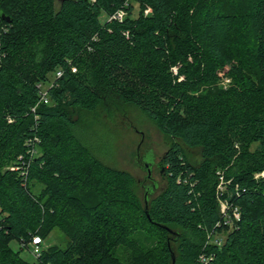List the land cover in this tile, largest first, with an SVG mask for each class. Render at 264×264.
<instances>
[{
  "label": "trees",
  "instance_id": "16d2710c",
  "mask_svg": "<svg viewBox=\"0 0 264 264\" xmlns=\"http://www.w3.org/2000/svg\"><path fill=\"white\" fill-rule=\"evenodd\" d=\"M0 12V264H171L173 251L175 264H264V0H0ZM116 101L171 139L150 217L135 177L79 133L81 113ZM219 196L240 209L231 230L217 227ZM55 229L65 246L21 256ZM214 229L228 231L221 245L207 244Z\"/></svg>",
  "mask_w": 264,
  "mask_h": 264
},
{
  "label": "rangeland",
  "instance_id": "374dc122",
  "mask_svg": "<svg viewBox=\"0 0 264 264\" xmlns=\"http://www.w3.org/2000/svg\"><path fill=\"white\" fill-rule=\"evenodd\" d=\"M101 17L105 19L106 15L102 14ZM228 70V67L220 70L222 74L221 86H227L232 81ZM112 107L111 114L102 108L90 113H81L83 121L81 120L82 124H80V135L103 163L130 172L135 177L139 193L144 199V184H151L152 181L148 180L143 185L141 184V181H144L147 176V171L138 164L140 160L137 157V149L141 143L139 151L142 155L140 159L145 157L154 162L152 175L158 184L155 195L158 194L166 184L165 169H162L159 164L170 146L171 139L137 106L116 101ZM75 115L77 117L76 113ZM186 151L191 162L197 163L201 160L199 148H188ZM40 187L37 186L35 191L38 192ZM227 233L228 231L221 233L223 239ZM65 244L66 238L58 229H55L48 240H45L46 247L49 245L63 247ZM11 246L15 250H19L21 244L17 240H13ZM119 254L124 258H129V254L125 250H121ZM21 256L30 262H34L36 259L28 248L21 251Z\"/></svg>",
  "mask_w": 264,
  "mask_h": 264
},
{
  "label": "built area",
  "instance_id": "2783aa9c",
  "mask_svg": "<svg viewBox=\"0 0 264 264\" xmlns=\"http://www.w3.org/2000/svg\"><path fill=\"white\" fill-rule=\"evenodd\" d=\"M90 1L95 2L96 0H90ZM149 10L150 9H147L146 12L148 13ZM125 15H126L125 11L123 9H121V10H118L115 13H113L109 17V19L110 20L111 19L122 20ZM76 70H77V68L73 67V71H76ZM56 75L61 76L62 71H58L56 73ZM41 89H42V101L45 103H49L50 98L48 96L47 85H42ZM16 168L18 169V167H16ZM259 176H264V172L256 174V177H259ZM226 184H227V182L225 181L224 177L220 176V183L218 185V191L221 194L224 193V191L226 190ZM219 203H220V209H221V213H222L223 218L221 221H219L217 223V227H221L222 225H225L228 227L229 230H231L235 226V222H237L241 218L240 209L238 206H235L232 208V212H229V209L231 208L229 205V202L226 201L224 198H221L220 196H219ZM216 231H219V230L214 229L209 233L208 239H207V244L211 243V244L221 245L223 243V241H224L223 237L220 234H218ZM29 245H30L29 249L32 252V254L35 256V258L36 259L39 258L41 256L43 248L45 247V242H44L43 238L40 235H35V236H33ZM213 258H214L213 254H211V255L202 254L199 257V261L202 264H210V261Z\"/></svg>",
  "mask_w": 264,
  "mask_h": 264
},
{
  "label": "water",
  "instance_id": "95a60500",
  "mask_svg": "<svg viewBox=\"0 0 264 264\" xmlns=\"http://www.w3.org/2000/svg\"><path fill=\"white\" fill-rule=\"evenodd\" d=\"M1 14V17L9 22H11V18L9 16H7L4 12H0ZM140 145L141 143L139 144L138 146V151H137V157H139V154H140V151H139V148H140ZM138 164L140 167H142L144 170L147 171V176L145 177L144 181H141V184L143 185L144 182L148 181V180H151L152 183L151 184H144L145 186V194H144V197H145V210H146V213L147 215L150 217V213H149V209H148V204H149V195L153 194L158 186L157 184V181L155 180V178L153 177L152 175V172H153V165H154V162L151 161V160H148L146 158H143L142 160H140V162L138 161ZM162 169L164 168L163 167V161H161V163L159 164ZM175 261H176V255L174 253V251L172 252V263L171 264H175Z\"/></svg>",
  "mask_w": 264,
  "mask_h": 264
},
{
  "label": "flooded vegetation",
  "instance_id": "af4514ba",
  "mask_svg": "<svg viewBox=\"0 0 264 264\" xmlns=\"http://www.w3.org/2000/svg\"><path fill=\"white\" fill-rule=\"evenodd\" d=\"M141 155H142V154L140 153V154H139V157H138V160H141V159H140V158H141ZM144 158H145V157H144Z\"/></svg>",
  "mask_w": 264,
  "mask_h": 264
}]
</instances>
